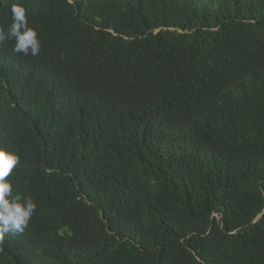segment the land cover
Here are the masks:
<instances>
[{"label":"trees","instance_id":"16d2710c","mask_svg":"<svg viewBox=\"0 0 264 264\" xmlns=\"http://www.w3.org/2000/svg\"><path fill=\"white\" fill-rule=\"evenodd\" d=\"M0 145L37 204L0 264H264V0H0Z\"/></svg>","mask_w":264,"mask_h":264},{"label":"clouds","instance_id":"9594fccd","mask_svg":"<svg viewBox=\"0 0 264 264\" xmlns=\"http://www.w3.org/2000/svg\"><path fill=\"white\" fill-rule=\"evenodd\" d=\"M12 23L7 32L0 30V41L14 39L13 54L37 56L41 42L34 27L29 25L26 9L18 3L11 6ZM19 156L0 145V239L5 234H22L27 228L37 209L31 197H23L15 192L13 183L8 177L17 167Z\"/></svg>","mask_w":264,"mask_h":264}]
</instances>
